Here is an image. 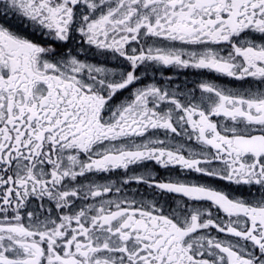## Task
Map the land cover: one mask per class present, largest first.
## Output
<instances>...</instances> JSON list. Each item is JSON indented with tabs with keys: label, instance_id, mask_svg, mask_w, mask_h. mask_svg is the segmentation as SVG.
I'll return each mask as SVG.
<instances>
[{
	"label": "snow or ice",
	"instance_id": "6c2138e0",
	"mask_svg": "<svg viewBox=\"0 0 264 264\" xmlns=\"http://www.w3.org/2000/svg\"><path fill=\"white\" fill-rule=\"evenodd\" d=\"M0 264H264V0H0Z\"/></svg>",
	"mask_w": 264,
	"mask_h": 264
}]
</instances>
